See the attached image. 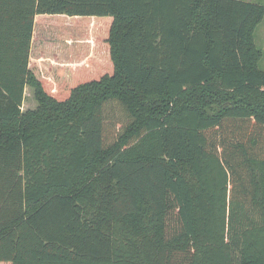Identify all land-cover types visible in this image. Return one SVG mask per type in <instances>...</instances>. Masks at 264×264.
Returning a JSON list of instances; mask_svg holds the SVG:
<instances>
[{
	"label": "trees",
	"instance_id": "obj_1",
	"mask_svg": "<svg viewBox=\"0 0 264 264\" xmlns=\"http://www.w3.org/2000/svg\"><path fill=\"white\" fill-rule=\"evenodd\" d=\"M263 16L0 0V264H264Z\"/></svg>",
	"mask_w": 264,
	"mask_h": 264
},
{
	"label": "rangeland",
	"instance_id": "obj_2",
	"mask_svg": "<svg viewBox=\"0 0 264 264\" xmlns=\"http://www.w3.org/2000/svg\"><path fill=\"white\" fill-rule=\"evenodd\" d=\"M253 1L258 2L261 6L264 7V0ZM253 40L256 47H258L263 53L262 59L259 62V68L264 70V16L254 29ZM38 107L39 102L36 98L35 89L32 86H26L24 91V101L21 110L23 112L35 111L38 109ZM119 117L120 115L118 113L114 115L115 120H118Z\"/></svg>",
	"mask_w": 264,
	"mask_h": 264
},
{
	"label": "crops",
	"instance_id": "obj_3",
	"mask_svg": "<svg viewBox=\"0 0 264 264\" xmlns=\"http://www.w3.org/2000/svg\"><path fill=\"white\" fill-rule=\"evenodd\" d=\"M245 1H253V0H245Z\"/></svg>",
	"mask_w": 264,
	"mask_h": 264
}]
</instances>
